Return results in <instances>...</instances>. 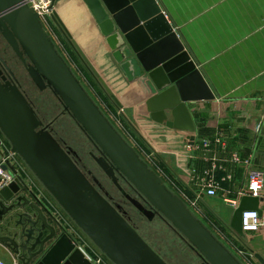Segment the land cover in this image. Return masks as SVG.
<instances>
[{
    "label": "water",
    "instance_id": "95a60500",
    "mask_svg": "<svg viewBox=\"0 0 264 264\" xmlns=\"http://www.w3.org/2000/svg\"><path fill=\"white\" fill-rule=\"evenodd\" d=\"M51 18L91 74L123 105L89 60L53 6ZM126 80L141 88L152 121L168 129L195 132L188 104L216 99L205 77L157 0H81ZM0 35L20 59L32 83L49 91L100 156L98 167L149 221L164 220L201 260L199 264H243L175 195L140 157L95 103L26 0H0ZM4 66H7L3 61ZM40 118L11 69L0 70V131L55 201L113 264H169L106 198L72 154ZM7 170V167L4 168ZM15 174V171H12ZM126 181L140 200L122 187ZM28 195L33 199L30 200ZM263 197L245 195L229 229L240 239L242 215L257 211ZM28 183L16 176L0 190V243L20 264H93ZM53 217V216H52ZM54 219V218H53ZM56 220V219H55ZM7 231L8 235H4ZM264 264V258L255 253Z\"/></svg>",
    "mask_w": 264,
    "mask_h": 264
},
{
    "label": "crops",
    "instance_id": "0c3cea01",
    "mask_svg": "<svg viewBox=\"0 0 264 264\" xmlns=\"http://www.w3.org/2000/svg\"><path fill=\"white\" fill-rule=\"evenodd\" d=\"M157 1L216 96L212 101L188 104L196 124L195 132L171 130L152 121L144 92L136 83H129L123 76L88 10L82 11L85 13L82 16L83 23L86 22L89 30L91 29V34L87 30V36L84 35V30L82 33L90 42L87 47L81 46L77 32L75 37L76 21L74 29H71L68 22L67 25L101 75L111 73L108 71L110 69L114 70L117 77L112 74L106 76L109 75L113 91L117 92L116 95L123 106L134 108L135 113H139V118L151 125L150 127L158 126L154 133L149 132L156 135L151 137L177 139L179 146L171 147L174 148L172 152L178 156L177 165L181 161V164H185L182 179L189 189L194 188L199 190L198 193H203L202 204L213 199L218 203L225 202L226 199L239 203L247 185L248 172L258 170L264 174V0ZM63 14L64 11V18ZM232 107L238 108V122L235 128L225 131V127L218 131L212 127L216 122L211 124L210 119L206 122L208 127H201V121L206 118L208 108L218 109L220 114L224 109V114ZM136 109H139V112ZM223 114L221 118L227 120L228 117L222 116ZM221 124L224 126L223 121ZM205 142L212 143L206 147ZM185 143L194 145V148L185 150ZM163 147L170 151L169 144ZM177 148H180L182 153H179ZM26 175L30 190L48 209L50 223L61 233L62 230H59L60 226L55 220L58 218L55 216L60 215L59 212L49 200V196L38 188L27 172ZM209 176L219 183L220 189L215 197H209L203 191ZM260 197L264 198V194ZM28 198L33 201L30 195ZM260 208L264 222V202ZM232 214L230 207L226 220H220L221 229L215 227L218 234L230 236L228 224ZM3 234L8 235L7 231ZM245 238L250 240L247 242L252 245V250L264 258V227L259 233L247 234ZM0 260L4 264H20L17 255L1 243Z\"/></svg>",
    "mask_w": 264,
    "mask_h": 264
},
{
    "label": "rangeland",
    "instance_id": "374dc122",
    "mask_svg": "<svg viewBox=\"0 0 264 264\" xmlns=\"http://www.w3.org/2000/svg\"><path fill=\"white\" fill-rule=\"evenodd\" d=\"M36 1L39 2L40 0ZM53 9L57 11L67 27L68 22L71 29H74V21H76L77 31L76 29H74L75 37L77 32L80 35L79 41L81 42V46L87 47L90 42L87 41V38H84V35H88L87 30L91 34V29L89 30L86 22L83 23L82 16L85 15V13L83 12H85L84 9L87 11V8L85 7V5H83L82 1L57 0L53 6ZM63 11L65 19L62 16ZM87 12L89 13V11ZM51 14L52 13H50V15ZM50 15H45L42 21L44 29L52 38L57 50L71 67L74 74L80 80L89 95L100 107L107 118L111 121L114 127L119 131V133L131 146L135 148L137 153L149 165V167L161 177L165 185L175 195L182 199V201L192 211V213H194L243 264H260L254 257L255 252L252 250V245L247 242L250 240L245 238L234 243L230 242L228 235L223 236L220 233L218 234L216 232L215 227H219L221 229L220 220H226L228 209L230 208V203H228L227 201L218 203L215 199H213L207 200V202L200 204L198 208L193 205V202L197 197L196 194H198L199 190L197 191L194 188L189 189L182 179V170L184 169L185 164H181V161L180 164L177 165L176 160L178 156L172 152V149L174 150V148L171 147H177V139H173L171 137H151L156 136L149 134V132L153 131L154 133V131H156V128L158 127L157 125H152V127H150L151 125H149L148 123H144L143 120L139 118V113H135L134 108H126L124 106L119 108L114 103L111 96L105 91V89L100 85L97 79L87 69L85 64L68 43L67 39L62 34L55 22L52 20ZM78 25H80V27H78ZM68 29L72 33L69 27ZM83 30L85 31L84 35H82ZM0 56L3 57L4 60H6L11 68L17 73V77L22 85V88L26 91L29 98L33 102L40 118L45 122V124L52 127L53 133L58 140L67 145L69 149H72L79 154L81 160L83 159V163L81 164L86 165L88 170L92 171L100 181L103 188L100 189V192L109 200L112 199L113 203H117L120 206V209L123 211V213L127 214L128 219L130 220L132 225H134L137 231L142 235V237L169 264H199V258L182 240L179 234L175 232L164 220L156 217L152 221H149L131 204H123L124 200L122 194L89 156V152L92 151V146L85 134L79 129V127L75 124V122L69 115L63 114L64 109L62 105L58 102V100L52 93H50L49 91L41 92L36 88L31 79L28 77L27 71L20 59L12 50H10L9 46L1 36ZM97 70L99 69L97 68ZM108 71H111V73H102L103 75L101 76L111 88L113 94L118 98V96L116 95L117 92L113 91V85L111 86L110 79L108 78L110 74H112L114 77H117V75L113 69H110ZM107 74L109 75L106 76ZM137 111L139 112V109ZM224 111L225 110L223 109L221 114H223ZM237 113V107L227 109V112L222 115L228 117V119L226 120L225 118H221L220 110L208 108L206 111V118H203V120L201 121V127L203 128L204 126H206V122L210 119L209 123L214 124L216 122L215 126L211 125L212 127L216 128L218 131L226 127L223 130L228 131L236 127L235 124L238 122ZM222 121L224 126L221 124ZM0 143L5 146V148L3 146L5 150L11 149V144L5 138L1 131ZM166 144H169V146L171 147L170 151L168 150V148L165 149V146L163 147V145ZM184 148L188 151L187 143H185ZM177 151L179 153H182L180 148H177ZM182 151L184 152V149ZM183 155H185V153ZM17 162L18 165L21 166V168L19 169L21 178H23L27 182V172V174L31 176L33 182L37 184L38 188L44 194H46L47 197L49 196L48 198L59 212V216H62L63 221H65L68 234L76 240L77 245H79L80 248L87 254L92 263L113 264L96 247V245L88 238V236L74 223V221L67 215V213L61 208V206H59L55 199L31 172L25 162L21 159H19ZM203 196L204 195H202V201L204 199ZM197 205L198 204H196V206ZM198 209L204 214H201ZM244 240H246V242Z\"/></svg>",
    "mask_w": 264,
    "mask_h": 264
},
{
    "label": "built area",
    "instance_id": "2783aa9c",
    "mask_svg": "<svg viewBox=\"0 0 264 264\" xmlns=\"http://www.w3.org/2000/svg\"><path fill=\"white\" fill-rule=\"evenodd\" d=\"M30 7H32L35 12H37L40 15L41 20L43 21L45 15H48L49 11L48 8L51 5V0H40L37 2L36 0H26ZM43 2V4H42ZM43 5H45V9L43 8ZM48 13H47V12ZM46 12V13H45ZM43 23V22H42ZM211 142H205V146H210ZM0 143V190L4 187L8 186L16 176H20L19 169L21 166L18 165V160L21 159V157L15 153L12 152V149L5 150V146ZM194 145L188 144V150L193 149ZM19 158V159H18ZM22 160V159H21ZM23 161V160H22ZM7 167V170L4 168ZM12 171H15L16 173L13 174ZM203 191L206 192V195L209 197H215L217 196V192L220 189L219 183L216 182L212 177L209 176L208 180L204 183ZM262 194H264V174L261 171L258 170H250L248 172L247 176V185L245 186V190L243 191L242 195H251V196H257L260 197ZM197 197L195 201L193 202V205L195 207H199L200 204H202V195L203 193L196 194ZM228 203H230V207L232 209V212H234L238 206L239 203L236 200L226 199ZM196 204H198L196 206ZM202 209V208H199ZM198 211L201 214L202 211ZM58 218H55L56 221L61 224L66 231L67 225L65 221H63L62 216H55ZM64 223H63V222ZM242 226L244 233L247 234H256L259 233L262 228L264 227V222L262 217L257 211H246L242 215ZM229 240L230 242H238L240 240L232 231L230 232ZM100 262V261H98ZM0 264H4L0 260Z\"/></svg>",
    "mask_w": 264,
    "mask_h": 264
},
{
    "label": "flooded vegetation",
    "instance_id": "af4514ba",
    "mask_svg": "<svg viewBox=\"0 0 264 264\" xmlns=\"http://www.w3.org/2000/svg\"><path fill=\"white\" fill-rule=\"evenodd\" d=\"M1 36V35H0ZM3 61L6 62L7 66H4ZM5 67L6 69H11L15 75L17 76V73L11 68V66L7 63L6 60H4L3 57L0 56V70ZM23 91L26 93V91L23 89ZM27 94V93H26ZM28 96V94H27ZM29 98V96H28ZM29 100L31 101V99L29 98ZM32 102V101H31ZM33 104V102H32ZM34 105V104H33ZM49 129L53 132L52 127L49 126ZM54 134V133H53ZM90 142V141H89ZM63 144V146L72 154L73 158L75 159V161L78 163V165L80 166V168L89 176V178L95 183V185L98 187V189H103L102 185L100 183V181L98 180V178L94 175V173L90 170H88V168L86 167V165H82L81 163H83V159L81 160V158L79 157V154L75 151H73L72 149H69L67 147V145H65L63 142H61ZM91 146H92V151L89 152V156L91 157V159L95 162V160L93 159L91 153L100 156V153L98 152V150L96 149V147L90 142ZM96 163V162H95ZM98 166V165H97ZM101 170V169H100ZM102 171V170H101ZM103 172V171H102ZM104 173V172H103ZM120 183L122 185V187L124 188V190L130 194L133 198H136L138 200H140L139 196L137 195V193L134 191V189L124 180H120ZM115 186V185H114ZM116 187V186H115ZM117 188V187H116ZM118 189V188H117ZM119 190V189H118ZM120 192V191H119ZM121 193V192H120ZM122 194V193H121ZM124 203L126 205L131 204L126 198L125 196L122 194ZM112 202V199L110 200ZM113 203V202H112ZM115 206H117L120 209V206L117 203H113ZM132 205V204H131ZM133 206V205H132ZM134 207V206H133ZM135 208V207H134ZM136 209V208H135ZM137 210V209H136ZM120 211L123 213V211L120 209ZM138 211V210H137ZM139 212V211H138ZM125 215V217L128 219L127 214L123 213ZM54 218V217H53ZM156 218V217H155ZM154 218V219H155ZM129 220V219H128ZM130 221V220H129ZM132 224V223H131ZM134 226V225H133ZM196 255V254H195ZM197 256V255H196ZM198 257V256H197ZM255 257V256H254ZM199 258V257H198ZM200 260V259H199ZM257 260V259H256ZM201 261V260H200ZM258 261V260H257ZM259 262V261H258Z\"/></svg>",
    "mask_w": 264,
    "mask_h": 264
},
{
    "label": "bare ground",
    "instance_id": "6f19581e",
    "mask_svg": "<svg viewBox=\"0 0 264 264\" xmlns=\"http://www.w3.org/2000/svg\"><path fill=\"white\" fill-rule=\"evenodd\" d=\"M43 8H44V9L46 8L45 5H43ZM46 12H47V11H46ZM46 12H45V13H46ZM47 13H48V12H47ZM50 13H52V12H49L48 15H50ZM51 15H52V14H51ZM51 15H50V16H51Z\"/></svg>",
    "mask_w": 264,
    "mask_h": 264
}]
</instances>
